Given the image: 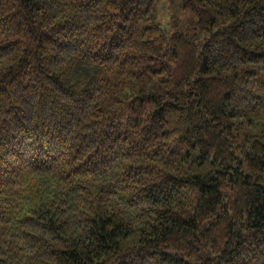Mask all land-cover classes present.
Instances as JSON below:
<instances>
[{"label":"trees","instance_id":"obj_1","mask_svg":"<svg viewBox=\"0 0 264 264\" xmlns=\"http://www.w3.org/2000/svg\"><path fill=\"white\" fill-rule=\"evenodd\" d=\"M158 1L0 0V264H264V0Z\"/></svg>","mask_w":264,"mask_h":264},{"label":"rangeland","instance_id":"obj_2","mask_svg":"<svg viewBox=\"0 0 264 264\" xmlns=\"http://www.w3.org/2000/svg\"><path fill=\"white\" fill-rule=\"evenodd\" d=\"M184 0H159L157 4V18L161 28L168 36L177 31L194 32L193 26L198 21V15L182 7ZM202 39L204 36L201 34Z\"/></svg>","mask_w":264,"mask_h":264}]
</instances>
